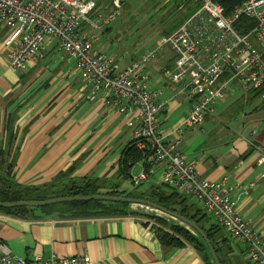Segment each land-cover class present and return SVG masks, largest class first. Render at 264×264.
<instances>
[{"label":"crops","instance_id":"obj_1","mask_svg":"<svg viewBox=\"0 0 264 264\" xmlns=\"http://www.w3.org/2000/svg\"><path fill=\"white\" fill-rule=\"evenodd\" d=\"M5 33L6 28L0 27L2 170L14 161V179L33 187L52 183L59 176L66 178L64 183L90 176L121 184L118 161L131 141L123 115L107 105L102 94L89 98V88L82 84L73 60L60 54L53 41L22 73L12 70L2 43ZM170 85L174 93L177 85ZM229 85L238 86L235 82ZM226 91L216 112L206 114L201 125L183 127L176 148L185 158L196 160L199 176L226 179L224 187L229 188L237 212L264 237V181L260 177L264 168V106L252 108L244 119L231 118V105H223L225 98L230 103L240 97L232 100ZM175 94L165 98L166 109L158 114L165 132L179 124L189 110V99ZM249 94L247 91L241 97ZM248 115L253 121H248ZM138 162L143 169V162ZM152 170L153 175L160 168L153 165ZM109 190L106 186L98 192ZM197 208L204 211L201 202ZM140 215L20 218L0 212V241L27 260L56 254L89 256L90 264H209L190 245L161 243L147 222L146 215L152 214ZM163 215L169 225V215ZM214 220L212 223L219 224ZM203 224L210 223L206 219ZM217 235L224 240H218L223 264H258L246 258V244L232 238L223 227Z\"/></svg>","mask_w":264,"mask_h":264},{"label":"built area","instance_id":"obj_2","mask_svg":"<svg viewBox=\"0 0 264 264\" xmlns=\"http://www.w3.org/2000/svg\"><path fill=\"white\" fill-rule=\"evenodd\" d=\"M99 1L0 0L8 66L22 73L53 41L62 55L74 61L78 77L89 88V98L102 94L107 105L132 127L131 141L140 150L144 166L132 181L141 183L153 172L152 166H158L157 183L200 200L205 212L232 238L246 244V258L264 264V237L237 212L229 188L224 187L226 179L199 176L196 160L185 158L176 148L183 127L201 125L204 116L213 113V104L224 96L229 83L235 82L246 92L260 90L264 84V0H243L229 14L217 0H197L195 10L169 35L141 53L140 61L123 67L114 56L96 48L98 36L86 27L102 31L116 18L119 0H109L101 11ZM247 18L254 21L250 27ZM164 45L173 53V64L163 68V74L169 83L177 85L174 94L182 93L190 101L186 116L169 132L160 127L158 119L167 101H158L162 91L149 89L150 76L140 69ZM259 96L264 102V87ZM169 135L171 139L167 140ZM260 177L264 181V168ZM0 264H90V258L52 254L27 260L0 241Z\"/></svg>","mask_w":264,"mask_h":264},{"label":"trees","instance_id":"obj_3","mask_svg":"<svg viewBox=\"0 0 264 264\" xmlns=\"http://www.w3.org/2000/svg\"><path fill=\"white\" fill-rule=\"evenodd\" d=\"M224 8L225 14H229L236 6H238L243 0H217ZM159 3H153V7H156ZM180 13L186 11L182 16L183 18L179 23H174L169 30L174 29L179 25L184 18L192 13L198 6L197 0H177L175 4ZM164 8H167L164 6ZM246 17H243L244 19ZM254 24V21L247 18V27ZM109 27H105L104 31ZM264 87V84L262 85ZM260 88V90L262 89ZM260 90H253L249 94L248 98L244 97V101L251 102L255 97L259 96ZM261 106H264V102L261 101ZM10 119V118H9ZM2 150L0 146V157L2 156ZM143 159L142 154L138 148L134 145L133 141H130L125 148L121 159H119V170L123 177H129L130 167L137 161ZM7 163L5 169L2 170V160L0 159V201L1 202H12L18 200H44L47 198L57 196H91L95 195L102 187L110 188L108 192L104 194L110 196H121V197H133L140 198L154 202L165 209V211H172L174 213L181 214L192 221L205 233L213 246L217 258L222 263L219 255L221 249L218 248V240L224 241L223 236L217 235L222 230L220 224L210 223L208 226L203 224L206 221L208 213L205 210L202 211L191 202L189 196L178 192L169 185L162 183H155L149 188L137 191L135 189L120 190V183L114 182L112 184L100 182L98 178L85 176L79 178V180H70L68 183H63L60 187L56 185V181L52 183L41 185L40 187H33L22 185L18 183L13 176L12 163ZM60 177V176H59ZM58 177V178H59ZM141 184V183H139ZM138 184V185H139ZM131 202L125 200L115 199H102V198H91V199H73L69 201H62L53 203L50 205H44L39 207L33 206H16V207H0V212L16 216L20 218H37V217H49L53 215H69L70 217H87L92 215L100 216H123V215H140V210L131 207ZM35 211L40 212L36 214ZM152 215H146V217L153 221L151 228L155 231V235L158 237L161 243L171 246H184L190 245L196 250L200 251L202 257L209 264H214L208 249L205 245L204 240L196 233L191 232L185 225L178 222H172L169 225L164 220L165 218L159 215H155V212L150 213ZM146 225L147 222H146ZM163 226H167L164 228Z\"/></svg>","mask_w":264,"mask_h":264},{"label":"rangeland","instance_id":"obj_4","mask_svg":"<svg viewBox=\"0 0 264 264\" xmlns=\"http://www.w3.org/2000/svg\"><path fill=\"white\" fill-rule=\"evenodd\" d=\"M176 1L177 0H119L120 7L118 14L116 18L107 25L109 27L107 30L103 31V29L102 32L100 30L93 29L91 25L86 27H89L90 32H93L96 36H98V40L95 43L96 48L114 56L120 67H123L140 61L141 53L156 46L163 37L169 35L173 30H169V27L174 25V23L176 24L181 21L183 18L182 15L186 11H182V13H180L178 7L174 5ZM155 2H158L159 4L156 7H153V3ZM108 4L109 0H100L98 5H100L101 8L98 11H101L103 6H108ZM164 6L167 8H164ZM81 30L84 31V26ZM58 52L62 54L60 51ZM55 55L59 57L57 53H55ZM172 56L173 53L169 46L164 45V47L158 51L156 56L145 62L143 66H140V69L143 68L142 73L147 75V77L150 76V79L147 82V87L153 91H162V93L157 96L158 101H166L165 98L167 99L170 95H174L173 92H170L171 85L166 75L163 74L165 73L163 68H171L173 64ZM70 64L72 65V63ZM228 88L229 90L226 91V94H230L232 96V100L240 97L235 102L231 101L230 103L229 98H225L223 105L225 107L227 105H231V118L238 117V119H244L246 112L256 106L262 105L260 96L255 97L250 103L244 101V98L241 96L246 95V91L242 88V86L229 85ZM220 100L221 99L216 100L213 104L214 113L216 112V107ZM247 119L248 121H253L249 115ZM129 129L131 133L132 127H129ZM131 167V178H121L120 189H135L140 191L145 188H149L152 184L159 180V172H155L153 175L150 173L147 179L143 180L141 184H135L132 181V177L138 175L142 171V166L137 161ZM65 179L66 178L59 177L55 182L56 185L60 187L64 183L63 180ZM99 180L101 183H103V181L106 183L112 181V179H104V177L99 178ZM190 200L196 206H200V200L193 198H190ZM131 203V207L140 210L141 213L157 212L163 217L166 216L163 215L164 213L160 210H156L155 208L146 206L145 204ZM140 216L143 217L142 215ZM168 218L170 223L178 222L184 225V223L178 219L172 218L170 215ZM214 221L215 220L211 215L207 216V222L212 223ZM147 222L152 224L151 220H148ZM186 228L191 230L190 227ZM191 232L194 233L195 231L191 230Z\"/></svg>","mask_w":264,"mask_h":264},{"label":"water","instance_id":"obj_5","mask_svg":"<svg viewBox=\"0 0 264 264\" xmlns=\"http://www.w3.org/2000/svg\"><path fill=\"white\" fill-rule=\"evenodd\" d=\"M91 198L125 200L128 202L142 203V204H145L146 206L155 208L156 210H161L162 212L174 217L175 219H178L179 221L184 223V225H186L187 227H190V229H193V231H195L204 240L213 263L220 264V261L217 258L216 252L213 246L211 245L209 239L194 221H192L191 219L181 214L174 213L172 211H165V209L161 207L160 205L154 202L148 201V200H144L140 198H133V197L110 196L106 194L97 193L91 196H74V195L73 196H57V197L47 198L44 200H18V201H12V202H1L0 201V207H16V206H35L37 207V206L50 205V204L62 202V201H69L73 199H91Z\"/></svg>","mask_w":264,"mask_h":264},{"label":"clouds","instance_id":"obj_6","mask_svg":"<svg viewBox=\"0 0 264 264\" xmlns=\"http://www.w3.org/2000/svg\"><path fill=\"white\" fill-rule=\"evenodd\" d=\"M105 28V27H104Z\"/></svg>","mask_w":264,"mask_h":264}]
</instances>
